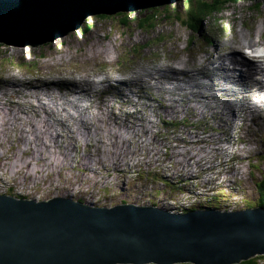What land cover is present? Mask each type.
<instances>
[{
    "label": "rangeland",
    "instance_id": "374dc122",
    "mask_svg": "<svg viewBox=\"0 0 264 264\" xmlns=\"http://www.w3.org/2000/svg\"><path fill=\"white\" fill-rule=\"evenodd\" d=\"M196 1L183 0L173 5L149 10L90 16L77 31L42 49L22 50L0 45L1 101H5L2 92L6 87H11L13 97L9 96L12 103L20 101L21 97L27 101L26 96L30 93L33 97H39L38 101L41 105L47 103L48 100L43 97L48 95H50L49 99L60 100L63 97L65 100H63L65 102L63 108H60L56 102L52 107L45 106L46 111L41 110V105L34 100L29 101L32 109L25 107V104L23 109L17 108L14 104H8L5 108L0 106V122L2 110H7V117L14 115L15 119L8 120L7 136H0L2 142L0 154L4 151L6 153L0 157V164L4 162L6 165L8 163L11 165L16 153L26 159L25 163H32L27 166L20 158L17 163L24 167L12 179L9 175L11 172L8 174L6 170L0 169V194L22 196L27 199L36 198L35 200L66 196L95 206L111 207L120 203H133L158 206L169 211L200 205L204 209H209L205 206L214 202L211 197L216 195L221 197H219V208L214 209L220 210L240 209L256 201L257 192L254 183L261 174H264V116L261 117L264 109L261 108L256 114H248L246 117L240 114V117L232 121L227 113L220 123L209 115L210 111L206 110L205 116L208 119L206 118L203 123L202 117L200 120L199 117L184 112L186 110L183 106L168 108L164 102L168 100H163L158 91L150 88L148 89L150 96H160L159 104L152 101L146 104L155 106L156 115L148 108H143L144 106L141 105L143 102L136 101V105L132 106L137 107L139 103L146 115L151 114L153 126H150L148 121L141 120L143 114H138V118H135L137 117L135 110L140 109L132 108L129 101L132 98L136 99V96L125 86H119L124 96L126 93L129 94L128 98L124 97L125 101L119 100L122 94L118 88L113 87L110 89V94L102 99L105 102L108 100L113 102L105 104L108 110L106 114L105 111L96 110L103 107L98 100L95 102V108L86 107L95 98V94L99 96L100 91H92L93 93L89 91L90 95H81L77 108L69 101L72 97H68L67 93L63 92L67 90L66 86L69 83L67 81L73 78L82 77L80 86L87 83L93 88L92 84L88 83L90 80H101L104 77L111 79L110 83L116 84V78L124 77L119 75V72L111 76L113 70H121V74L126 75L128 69L136 70L145 65L155 67V71L159 73L162 66H173L169 65L171 63H188L191 66L200 55H203L202 49L206 50L207 47L208 50H212L211 43L206 40L208 35L220 42L219 52L227 53L228 43L232 45L237 43L238 45L233 46L243 50L242 41L237 42L238 35H234L243 26V22L256 32H258L257 26L262 22L264 24V3H260L263 0H258L261 4L259 7L253 6V2L240 0L236 4H228L223 12L205 19L202 30L195 34L181 20L186 18L187 10ZM145 15L153 20L139 27L138 24L145 19ZM177 15L180 17L179 20L176 19ZM86 25L90 26L88 30H85ZM244 30L248 33V39L250 29L244 28ZM261 36L264 40V34ZM229 39L232 41L230 42ZM184 45L185 49H183ZM234 53L242 55V58L245 57L249 63L255 61V57L251 58V55ZM185 57H188L187 61ZM18 78L19 80L27 78L32 83L27 85V88H22L18 84H13L19 82ZM40 78L49 83L53 82L54 85L42 86L39 82ZM66 79L67 81H64ZM102 86L109 87V82L105 81ZM142 86L147 87L145 84ZM131 88L135 89L133 86ZM103 90L106 89L102 88L101 91ZM56 92L59 93L60 98L55 95ZM190 97L192 100L195 98ZM263 97L261 92L254 99L263 102ZM113 104L116 105V113L113 112ZM54 107L55 113L50 114L47 109ZM67 112L73 115L72 119H62ZM80 113L83 115L82 118ZM108 113L113 115L108 117ZM43 114L48 115L51 121L45 122ZM102 115L104 117L99 118ZM151 119L149 120L152 121ZM33 122L38 128L37 135L49 124L52 125L50 127L52 130L36 142H25L22 139L23 132L29 134L28 138L31 140L35 137L31 127ZM225 122H231L228 128ZM21 127L23 129H20ZM86 127L93 132L91 133ZM204 129L206 131L201 134ZM148 130L153 131L156 138L149 137ZM144 132L147 133L146 136ZM189 132L200 133L201 136H195L194 139L201 140L200 138L204 137L202 140L205 139L203 143L206 144L189 145L183 142L182 139L188 136ZM111 136L114 139L113 146H109ZM69 141L71 143L68 144V148L73 146V150L65 146ZM34 144L42 146L46 154V157H39L38 163L37 151L32 153ZM175 144L178 146H174ZM55 145L61 148H55ZM189 146L197 150L192 151V148L189 152H185L187 154L183 153V150L188 149ZM23 147H28L29 150L24 151ZM221 150L223 152H219ZM61 153L64 154V159H61ZM233 154L236 157L228 165L227 162ZM117 155L121 160L119 157L116 158ZM99 156H101L100 160ZM198 160L201 162L195 164ZM188 162L190 164H187ZM35 170L37 171L34 172ZM85 176L88 178L85 179ZM223 194L227 197L222 196ZM197 196L202 197L199 199ZM88 199L91 203L87 202ZM256 264H264V258L258 259Z\"/></svg>",
    "mask_w": 264,
    "mask_h": 264
},
{
    "label": "water",
    "instance_id": "95a60500",
    "mask_svg": "<svg viewBox=\"0 0 264 264\" xmlns=\"http://www.w3.org/2000/svg\"><path fill=\"white\" fill-rule=\"evenodd\" d=\"M183 0H0V45L50 46L90 16ZM264 255V207L172 212L0 194V264H235Z\"/></svg>",
    "mask_w": 264,
    "mask_h": 264
},
{
    "label": "bare ground",
    "instance_id": "6f19581e",
    "mask_svg": "<svg viewBox=\"0 0 264 264\" xmlns=\"http://www.w3.org/2000/svg\"><path fill=\"white\" fill-rule=\"evenodd\" d=\"M242 25L243 26L240 28V30H238V33L235 32L234 35H238V37H236L237 42L240 43L242 41L243 50H239L240 47L236 48V46H233V45H238L237 43H234L233 45L231 43H228L227 44L228 50L226 51L227 53L219 52L218 49L220 46V42L218 40H214V38L211 35L210 36L208 35V36H206V40H208L211 43V46L213 47V48H211L212 50H208L207 47H205L206 50L202 49L201 53L203 55H200L199 59L194 61L193 65H191V66L188 65V63H179V64L171 63L169 65H173V66L165 67V65H164L160 68V73H159V72L155 71V67L150 66V65H145V66L138 67L136 70H135V68L134 69H128V72L126 73V75L124 73L121 74V72H122L121 70H118V71L113 70L111 76L115 75V73H118V72H119V75H124L123 78H116L115 79V83L117 85L114 83H110L111 79L103 77L101 80L100 79L90 80V82H88V83L92 84L93 88L91 87V85L90 86L87 85V83H85V84L83 83L84 85L80 86V80H82V77L79 79L73 78L70 81H67V79H66L64 81H67L69 83H68V86H66L67 90H65L63 92H66L67 93L66 95L68 97H72V99H70L69 101H70V103H73L75 105V107L77 108V107H79L78 100H80L81 95H86V94L90 95V93H93L92 91H94V92L100 91L99 96H97L95 94V98L88 105H86V107L89 108L91 106V107L95 108V102H96V100H98V102H100L101 106H103V107H100V109H96V110H101L102 112L105 111V114L108 112L105 104L106 103L112 104L113 102H109V100L107 102H105L102 99H105L110 94V89L112 87L114 89L118 88V90L122 94V92L119 88L120 85L125 86L129 90L130 93H132L134 96H136V99L132 98V100H130V101H129V99H127L129 101V105L131 107L133 105H136L135 104L136 101L143 102V104L140 103L142 105V107L144 106L143 108H146V109L148 108L151 113L155 112L154 111L155 106H152L151 104H148V105H146V104L148 102H151V101L158 103L159 102L158 98L161 96L163 100L164 99L168 100V102L164 101L165 105H167L168 108L172 109L173 107H175L177 105L183 106V107H185V110H186L184 112H189L191 115H193L195 117H199L200 120L202 117L203 123H204V121H206L208 119L205 116L206 110L210 111L209 115H212L211 117H213V119L217 120L219 123H220L221 119L223 118L224 114H227V113L231 116L230 117L231 121L235 118L240 117V114H242V116H244V117H246L248 114H256L257 112H259V110L261 108H262V110L264 109V101L263 102L260 100L256 101L254 99V98H257L259 96V93H261V92L263 93V96H264V40L262 39V36H261L262 34H264V31H263L264 30V24L262 22L261 25L259 24L257 26L256 30H258L259 33L254 31V29L251 26L246 25L244 22ZM244 28L250 29V34L248 36L249 37L248 39H247L248 33L245 32ZM234 35H233V37H234ZM233 37H232V39H233ZM232 39L231 40L229 39L230 42L232 41ZM251 40L253 42H251ZM230 48L232 50H230ZM183 49H185V45H184ZM242 51H244V52L242 53ZM234 52H241V54H243V56H244V54L245 55L246 54L251 55V58H252V56H253V58L255 57V61L253 60L254 62L252 61V63H249L245 59V57L243 59L242 55L240 56ZM188 57H185L184 59L187 61ZM14 77L15 76H13V78ZM41 78H40V81L39 80L38 81L42 84V86L49 87V85H54L53 82L49 83V82H46L45 80H42ZM88 79L86 78V80H88ZM127 79H129V82H127ZM18 80H19V78H18ZM61 81H63V80H61ZM84 81L85 80L83 79V82ZM105 81L109 82V87L105 88L102 86V84ZM15 83H13V84L14 85L18 84V86H20L22 88H27V85H29L32 82H30V80L26 78L24 80H22V79L19 80V82L16 84ZM143 84L147 85V87H143L142 86ZM132 86L135 89H132L131 88ZM102 88H104L106 90L101 91ZM150 88H153L154 90L158 91L160 93V96L159 95L150 96V93L148 94V89H150ZM69 90H72V91H69ZM0 91H1V87H0ZM11 91H12L11 87H6L4 89V91L2 92V94L5 97V101L0 100V106H2L3 108L7 107L8 104H14L17 106V108L23 109L24 104H25V107L32 109L31 108V102H29V101H33V100L35 102H37L38 105L40 104V102L38 101L39 97H33L31 93L28 96H26L27 101H25L24 97H21L20 101L15 100L16 102L12 103V99L9 96V95H11L13 97V93ZM38 91H41V90H38ZM89 91H90V93H89ZM46 95H47V93H46ZM55 95L59 96V93L56 92ZM49 96L50 95L43 97L45 100H48V101L45 105L40 104L41 108H42L41 110L46 111L45 106L52 107L53 106L52 104H54L56 102H58L57 104H59L60 108L64 107V104H65L64 101L65 100L63 99V97L59 100V99H49ZM67 96H66V98H67ZM128 96H129V94H127V93L125 94V96H124V94H122L121 98L119 95L120 99L119 98L118 99L119 100L124 99L123 101H125L124 97L128 98ZM190 96H193L195 98L192 100ZM55 98H56V96H55ZM59 98H60V96H59ZM193 101H194V104L192 105ZM132 102H134V103H132ZM67 104H68V101H67ZM132 108L140 109V110H135V115L137 116V117H135L136 119L138 118V114H143V116L141 117V120L144 119V121H148V123H150V126H153V120L150 118L151 114L146 115L144 110H142V108H140L139 103L137 104V107H132ZM116 110H117L116 105H114L113 112L116 113ZM127 110H129V109H127ZM163 110H165V109L163 108ZM239 110H240V113H239ZM47 111L50 114H54L56 111V108L55 107L54 108H48ZM6 112H7V110H2V113H1L0 127H2V129H0V136L1 135L7 136V129H8V124H9L8 120L9 119L15 120L14 115L9 118L6 116ZM68 113L69 112H67L65 117H62V119H64V118L66 120L72 119L73 115H71L70 113L68 114ZM34 114H36V113H34ZM107 115L109 117L110 115H113V114L108 113ZM213 115H215V116H213ZM82 116L83 115H81V113H80V118H82ZM262 116H264V114H261V117ZM84 117L86 118V115H84ZM103 117H104V115L99 116V118H101V119ZM131 117H134V115L133 116L131 115ZM149 119H151L152 121H150ZM43 120L45 122L51 121L50 117L46 114H43ZM13 122H15V121H13ZM39 122H41V121H39ZM63 122L65 123V121H63ZM230 123L225 122V125L227 128L230 126ZM83 124H85V121L83 122ZM143 126H145V125H143ZM31 127L33 128V131L35 133V135H34L35 137L33 140H31V138L30 139L28 138L29 134L23 132L22 133V139L25 142H27V141L36 142L37 140H40L43 136L48 134V131L52 130V128L50 129V127H52V125L49 124L48 126H46V128L43 132H41L39 135H37L38 128L36 127L34 122L31 125ZM20 129H23V128L21 127ZM39 129H40V127H39ZM86 129H88V127H86ZM89 131L91 133L93 132L92 130H89ZM148 131H147V133H148ZM204 131H206V130L204 129L200 133L204 134L203 133ZM20 132H22V131H20ZM141 132H142V130H141ZM152 132L153 131H151V130L149 131V137L153 136L154 138H156V136ZM147 133L144 132V136H146ZM200 133L189 132V135L186 136L185 138H183L182 140H183V142H186L189 145H192V143L206 144V143H203L205 141V139L202 140L204 137H201L200 138L201 140H199V139L195 140L194 139L195 136H201ZM112 136H111V141H110L109 146L114 145V139H112ZM206 136L207 135H205V137ZM219 138L221 139V136H219ZM143 139L145 141V137ZM207 140H208L207 144H209V139L207 138ZM177 141H180V140H177ZM69 143H71V142L69 141L67 144H65L66 148L69 147V145H68ZM0 144L2 145L1 139H0ZM26 145H27V143H26ZM58 146L59 145H55V148H58ZM174 146H178V144H175ZM186 146H188V145H186ZM59 148H61V147H59ZM192 148H193L192 146H189L188 149L185 148L183 150V153L189 152ZM23 149H24V151L29 150L28 147H23ZM68 149L73 150V146L71 148H68ZM20 150H21V148H20ZM193 150H197V149L193 148L192 151ZM34 151H37L38 158L36 159V162L38 163L39 157H44L46 154L42 150V146H40L38 144H34L32 153ZM219 152H223V150H221ZM58 153H60V152H58ZM5 154L6 153L4 151L2 154H0V157L2 155L4 156ZM54 154H56V151H54ZM110 154L112 155V152H110ZM185 154H187V153H185ZM61 155H62L61 159H64V157H65L64 154L61 153ZM193 156H194V154H193ZM118 157H119V155L116 156V158H118ZM235 157H236V155L233 154L230 157V160H229V162H227V164L230 165L232 163L231 160H233ZM20 158L21 157H19V154L16 153V155L14 154V160L11 162V165L7 161L6 162L8 163V165H6L4 162H1V164H0L1 170H3V171L6 170L8 172V174H9V172H11L9 174L11 179L19 171H21L24 167L22 164L17 163V161ZM56 159H55V162H56ZM100 159H101V156H99V160ZM202 159H201V161H202ZM21 160L23 163L26 162V159L21 158ZM120 160H121V158H120ZM193 160H194V157H193ZM195 160H197V159H195ZM201 161L198 160V161H196L195 164H198V162H201ZM190 162H188L187 164H190ZM25 164H27V166H29L32 163L27 162ZM88 166L89 165H87L86 168H88ZM98 167H100V166H98ZM10 168H12L13 171ZM52 168H53V166H52ZM86 168H85V171H86ZM96 169H95L94 173L96 172ZM36 171L37 170H35L34 172H36ZM26 174H27V172H25V175ZM84 178L86 179L88 177L85 176ZM191 178H192V176H191ZM19 183H21V182H19ZM14 186L15 187L17 186L16 182L14 183ZM8 188H9V186H8ZM55 197H66V196H55ZM91 201H93V200H91ZM87 202H90V200L88 199Z\"/></svg>",
    "mask_w": 264,
    "mask_h": 264
},
{
    "label": "trees",
    "instance_id": "16d2710c",
    "mask_svg": "<svg viewBox=\"0 0 264 264\" xmlns=\"http://www.w3.org/2000/svg\"><path fill=\"white\" fill-rule=\"evenodd\" d=\"M240 0H197L196 2H194L191 6V8H189L187 10V16L184 20H181V22L186 25V27H190L192 29V31L197 34L199 33L202 28H203V21L207 18H211V16H215L216 14H219L221 12H223L226 9V6L228 4H236L238 3ZM250 2H253V6L255 7H259L261 4L264 3V0L261 1L259 4L258 0H247ZM152 7H148V8H142L141 10H149ZM102 15V14H101ZM104 16V15H103ZM106 16V15H105ZM156 16V15H155ZM157 18V17H156ZM178 18H180L178 15L176 16V19L179 20ZM149 20H153V19H149L148 16L145 15V19H142L141 22H139L138 26L139 27H143L145 24H147L149 22ZM87 26V25H86ZM85 26V30H88L90 28V26ZM154 27V26H152ZM255 184V189L257 192V198L256 201L252 202L250 205H248L247 207H251V206H262L264 207V174H261L260 178L254 183ZM227 197L226 195H222ZM199 199H201L202 196H197ZM219 195L213 196L211 197V200H214V202L212 203H208V206H205L206 208H219ZM18 198H25L22 196H18ZM80 202H83L82 200H77ZM210 202V200H209ZM216 203V204H215ZM199 209V208H203L202 205L200 206H196V207H189L188 209L181 207L182 211H187V210H191V209ZM204 209V208H203ZM260 258H264L263 255H259V256H255L252 257L250 259H247L245 261H241L239 263H235V264H256L257 260ZM183 264H188V263H183Z\"/></svg>",
    "mask_w": 264,
    "mask_h": 264
},
{
    "label": "clouds",
    "instance_id": "9594fccd",
    "mask_svg": "<svg viewBox=\"0 0 264 264\" xmlns=\"http://www.w3.org/2000/svg\"><path fill=\"white\" fill-rule=\"evenodd\" d=\"M7 195H8V194H7ZM178 211L181 212V213L183 212V211H181V210H179V209H178Z\"/></svg>",
    "mask_w": 264,
    "mask_h": 264
}]
</instances>
